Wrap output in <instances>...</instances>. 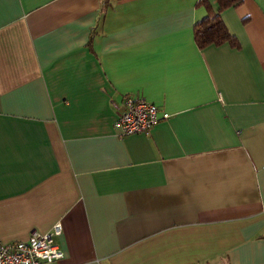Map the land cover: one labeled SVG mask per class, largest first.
<instances>
[{
	"label": "crops",
	"instance_id": "obj_1",
	"mask_svg": "<svg viewBox=\"0 0 264 264\" xmlns=\"http://www.w3.org/2000/svg\"><path fill=\"white\" fill-rule=\"evenodd\" d=\"M213 9L214 0H208ZM0 0V241L52 264H264V0ZM136 94L167 113L122 135Z\"/></svg>",
	"mask_w": 264,
	"mask_h": 264
},
{
	"label": "built area",
	"instance_id": "obj_2",
	"mask_svg": "<svg viewBox=\"0 0 264 264\" xmlns=\"http://www.w3.org/2000/svg\"><path fill=\"white\" fill-rule=\"evenodd\" d=\"M115 126H119L122 135L147 132L160 119H166L167 113L144 98L129 94L118 104ZM61 225L55 223L47 232H32L26 240L14 242L0 241V264H52L63 257V252L53 243V235L60 233Z\"/></svg>",
	"mask_w": 264,
	"mask_h": 264
},
{
	"label": "trees",
	"instance_id": "obj_3",
	"mask_svg": "<svg viewBox=\"0 0 264 264\" xmlns=\"http://www.w3.org/2000/svg\"><path fill=\"white\" fill-rule=\"evenodd\" d=\"M216 8L213 9L208 0H199L198 4L207 8V15L194 25L193 38L197 47L202 49L210 45L228 43L238 48L236 37L231 34L220 17L222 10L236 7L242 0H214Z\"/></svg>",
	"mask_w": 264,
	"mask_h": 264
}]
</instances>
